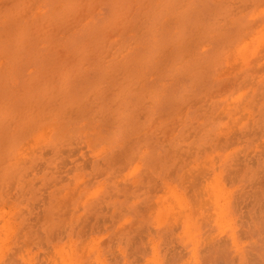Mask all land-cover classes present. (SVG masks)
Here are the masks:
<instances>
[{"label": "rangeland", "instance_id": "rangeland-1", "mask_svg": "<svg viewBox=\"0 0 264 264\" xmlns=\"http://www.w3.org/2000/svg\"><path fill=\"white\" fill-rule=\"evenodd\" d=\"M1 9L0 264H264V218L248 217L263 203L241 202L234 221L214 202L191 215L167 186L181 193L186 166L213 186L224 168L240 193L264 190V0H0Z\"/></svg>", "mask_w": 264, "mask_h": 264}, {"label": "bare ground", "instance_id": "bare-ground-1", "mask_svg": "<svg viewBox=\"0 0 264 264\" xmlns=\"http://www.w3.org/2000/svg\"><path fill=\"white\" fill-rule=\"evenodd\" d=\"M32 1V0H31ZM222 1V0H221ZM253 1V0H252ZM2 2V1H1ZM14 2V1H13ZM234 2V1H233ZM251 2V1H250ZM262 2V1H261ZM5 2H3L2 4H4ZM228 3V2H227ZM232 3V2H231ZM236 3V2H235ZM257 3V2H256ZM255 3V4H256ZM224 4H225V1H224ZM228 4H230V3H228ZM240 4V3H239ZM250 4V3H249ZM255 4H253V5H255ZM30 5V4H29ZM60 5V4H59ZM227 5V4H226ZM236 5V4H235ZM23 6H24V4H23ZM230 6V5H229ZM237 6V5H236ZM251 6V5H250ZM257 6V5H256ZM2 7V6H1ZM240 7V6H239ZM239 7H237V8H235V9H237L238 10V8ZM244 7V6H243ZM247 7V6H246ZM249 7V6H248ZM3 8V7H2ZM7 8V7H6ZM11 8V7H10ZM234 8V7H233ZM242 8V7H241ZM252 8V7H251ZM258 8V7H257ZM256 8V9H257ZM0 11H2V9L0 10ZM233 11H235V10H233ZM255 12H256V10H255ZM254 12V13H255ZM261 12V11H260ZM9 13H11V12H9ZM234 14H235V12H234ZM242 14V13H241ZM258 14V13H257ZM261 15V14H260ZM8 16V15H7ZM232 16V15H231ZM234 16V15H233ZM255 16V15H254ZM258 16V15H257ZM13 17V16H12ZM9 18V17H8ZM256 21V20H255ZM257 22H258V20H257ZM257 22H255V23H257ZM254 23V24H255ZM254 24H252V26L254 25ZM261 24V23H260ZM264 25V24H263ZM254 26H256V24L254 25ZM216 27V26H215ZM223 27V26H222ZM257 27H259V26H257ZM256 27V28H257ZM246 28H247V26H246ZM216 29V28H215ZM245 29V28H244ZM254 29V28H253ZM262 29H263V27H262ZM242 29H240V31H241ZM249 30V29H248ZM250 30H252V29H250ZM219 31V30H218ZM225 31V30H224ZM243 32V30L241 31V33ZM261 32H263V31H261ZM222 33V32H221ZM237 33V32H236ZM214 34V33H213ZM215 36V35H214ZM221 37V36H220ZM215 38H216V36H215ZM221 38H223V37H221ZM241 40V39H240ZM239 40V41H240ZM238 41V42H239ZM224 42V41H223ZM236 44H237V42H235ZM250 43V42H249ZM246 44H248V43H246ZM261 44V43H260ZM229 45V44H228ZM238 45V44H237ZM241 45H243V44H241ZM249 45V44H248ZM234 46V45H233ZM236 46V45H235ZM234 46V47H235ZM239 46V45H238ZM245 46V45H244ZM224 47V46H223ZM242 47V46H241ZM259 47V46H258ZM244 48V47H243ZM235 49V48H234ZM233 49V50H234ZM240 49V48H239ZM237 50H238V48H237ZM237 50H235V52L237 51ZM222 51V50H221ZM231 51V50H230ZM222 54V53H221ZM227 54H228V52H227ZM218 55V54H217ZM226 55V53L224 54V56ZM237 55V54H236ZM218 56H220V55H218ZM223 56V57H224ZM228 56V55H227ZM243 56H245V53H243ZM258 56V55H257ZM221 57V56H220ZM229 57V56H228ZM227 57V58H228ZM235 58V57H234ZM238 58V57H237ZM263 58V57H262ZM230 59V58H229ZM243 59V58H242ZM257 59H258V57H257ZM223 60V59H222ZM228 60V59H227ZM233 60V59H232ZM247 60H248V58H247V56L244 58V62L246 63L247 62ZM255 60V59H254ZM263 60V59H262ZM261 60V61H262ZM226 61V60H225ZM234 61V60H233ZM242 61V60H241ZM238 62V61H237ZM252 62V61H251ZM228 63V62H227ZM230 64H232V62L230 63ZM229 64V65H230ZM243 64V63H242ZM242 64H240V65H242ZM253 64V63H252ZM260 64V63H259ZM262 64V63H261ZM260 64V65H261ZM263 66H264V64H262ZM261 65V66H262ZM234 66H235V64H234ZM230 67V66H229ZM240 67H242V66H240ZM244 67V66H243ZM219 69V68H218ZM224 69H226V68H224ZM223 69V70H224ZM230 69V68H229ZM236 69V68H235ZM256 69V68H255ZM227 70H228V68H227ZM227 70L225 71V72H227ZM231 70V69H230ZM229 70V71H230ZM232 70H233V68H232ZM231 70V71H232ZM252 71H253V69H252ZM239 72V71H238ZM262 72V71H261ZM260 72V73H261ZM230 73V72H229ZM233 74V73H232ZM231 74V75H232ZM237 74V73H236ZM198 75V74H197ZM221 75H223V74H221ZM226 75V74H225ZM237 76H239V75H237ZM254 76V75H253ZM256 76V75H255ZM221 77V76H220ZM220 77H219V79H220ZM232 77V76H231ZM235 77V76H234ZM245 77V76H244ZM240 78V77H239ZM249 78V77H248ZM232 79V78H231ZM255 79H257L256 77H255ZM241 80V79H240ZM212 81V80H211ZM217 81V80H216ZM239 81V80H238ZM236 82V81H235ZM249 81H247V83H248ZM251 82V81H250ZM253 82V81H252ZM257 82V81H256ZM246 83V82H245ZM244 83V84H245ZM254 83V82H253ZM250 84V83H249ZM229 85V84H228ZM228 85H227V88H228ZM236 85H237V83H236ZM242 85V84H241ZM248 85V84H247ZM252 85V84H251ZM254 85H255V83H254ZM222 86H223V84H222ZM221 86V87H222ZM238 86V85H237ZM242 87V86H241ZM240 87V88H241ZM252 87V86H251ZM225 88H226V85H225ZM247 88V87H246ZM253 88V87H252ZM245 89V88H244ZM252 90V89H251ZM223 91H224V89H223ZM238 91V90H237ZM241 91V90H240ZM215 92V91H214ZM214 92H213V94H214ZM221 93H222V90L220 91ZM242 92V91H241ZM244 92V91H243ZM153 93V92H152ZM237 93V92H236ZM220 94V93H219ZM208 95V94H207ZM236 95V94H235ZM245 95V94H244ZM243 95V96H244ZM155 96V95H154ZM209 96V95H208ZM212 96V95H211ZM216 96V95H215ZM220 96H222V94L220 95ZM185 98H186V96H185ZM203 99V98H202ZM202 99H200V100H202ZM208 99V98H207ZM214 99V98H213ZM257 100V99H256ZM182 102H184V101H182ZM208 102V101H207ZM229 102V101H228ZM245 102V101H244ZM201 103V102H200ZM205 103V102H204ZM230 103H231V101H230ZM247 103V102H246ZM149 104H151L150 102H149ZM148 104V105H149ZM215 104V103H214ZM234 104V103H233ZM250 104V103H249ZM153 105V104H152ZM200 105V104H199ZM206 105V104H205ZM208 105V104H207ZM216 105V104H215ZM231 105V104H230ZM229 105V106H230ZM187 106H188V104H187ZM204 106V105H203ZM203 106H202V108H203ZM210 106H211V104H210ZM212 106H214V105H212ZM212 106H211V108H212ZM225 106H228V104L227 105H225ZM224 106V107H225ZM198 107V106H197ZM186 108V107H185ZM239 108H241V107H239ZM255 108V107H254ZM204 109H206V108H204ZM257 109V108H256ZM224 110H225V108H224ZM181 111H183V110H181ZM202 111V110H201ZM200 111V112H201ZM206 111V110H205ZM232 111H234V110H232ZM199 112V113H200ZM240 112V111H239ZM207 113V112H206ZM222 113V112H221ZM221 113H220V110L216 107V108H213L212 110H211V114H210V120L211 119H213V118H215L216 119V123L215 124H217V119H219L220 117H221ZM242 113H243V111H242ZM184 114V113H183ZM208 114V115H209ZM224 114V113H223ZM239 114V113H238ZM246 114H247V112H246ZM226 115L228 116V113H226ZM245 115V114H244ZM223 116V115H222ZM239 116V115H238ZM248 116V115H247ZM205 118V117H204ZM223 118V117H222ZM241 118V117H240ZM248 118V117H247ZM256 119V118H255ZM201 120V119H200ZM247 120V119H246ZM183 121V120H182ZM189 121H190V119H189ZM231 121H234V120H231ZM183 123V122H182ZM211 123V122H210ZM233 123V122H232ZM238 123V122H237ZM142 124V123H141ZM156 124H157V120H156ZM214 124V123H213ZM212 124V125H213ZM229 124V123H228ZM194 125V124H193ZM210 125V124H209ZM232 125V124H231ZM230 125V126H231ZM258 125V124H257ZM264 125V124H263ZM262 125V126H263ZM170 126V125H169ZM234 126H236V125H234ZM251 126H253V125H251ZM209 127V126H208ZM53 128V127H52ZM131 128V127H130ZM171 128V127H170ZM178 128V127H177ZM176 128V129H177ZM225 128V127H224ZM154 129V128H153ZM221 129V128H220ZM231 129H232V127H231ZM238 129V128H237ZM41 130V129H40ZM145 130H147V129H145ZM190 130V129H189ZM226 130H227V128H226ZM250 130V129H249ZM261 130V129H260ZM187 131V130H186ZM223 131V130H222ZM232 131H234V130H232ZM142 132H144V131H142ZM141 132V133H142ZM157 132H158V130H157ZM170 132V131H169ZM175 132V131H174ZM224 132V131H223ZM252 132V131H251ZM258 132H260V131H258ZM40 133V132H39ZM135 133V132H134ZM159 133H161V132H159ZM158 133V134H159ZM176 133V132H175ZM198 133H200V132H198ZM236 133H238V132H236ZM167 134H168V131H167ZM192 134V133H191ZM234 134V133H233ZM239 134V133H238ZM241 134H246V133H241ZM240 134V135H241ZM127 135L128 136H130L129 135V133H127ZM194 135V134H193ZM196 135V134H195ZM199 135V134H198ZM231 135V134H230ZM51 136V135H50ZM157 136V135H156ZM167 136V135H166ZM176 136V135H175ZM189 136V135H188ZM213 136V135H212ZM232 136V135H231ZM255 136V135H254ZM96 137V136H95ZM141 137V136H140ZM146 137H148V135L146 136ZM214 137V136H213ZM225 137H227L226 135H225ZM228 137H229V135H228ZM241 137H242V135H241ZM251 137V136H250ZM94 138V137H93ZM143 138V137H142ZM185 138V137H184ZM183 138V139H184ZM195 138V137H194ZM198 138V137H197ZM223 138V137H222ZM230 138V137H229ZM237 138V137H236ZM51 139V138H50ZM53 139V138H52ZM71 139V138H70ZM146 139V138H145ZM162 139V138H161ZM185 139H187V138H185ZM220 139H221V137H220ZM245 139V138H244ZM260 139V138H259ZM72 140V139H71ZM136 140V138L134 139V141ZM139 140V139H138ZM141 140V139H140ZM139 140V141H140ZM143 140V139H142ZM150 140H151V138H150ZM250 140V139H249ZM35 141V140H34ZM45 141H46V139H45ZM88 141H89V139H88ZM91 141V140H90ZM133 141V142H134ZM180 141V140H179ZM213 141V140H212ZM220 141V140H219ZM218 141V142H219ZM238 141H239V139H238ZM255 141V140H254ZM72 142V141H71ZM70 142V143H71ZM87 142V141H86ZM129 142V141H128ZM159 142V141H158ZM161 142V141H160ZM174 142H175V140H174ZM173 142V143H174ZM186 142V141H185ZM194 142V141H193ZM215 142H216V140H215ZM221 142V141H220ZM229 142V141H228ZM233 142V141H232ZM256 142V141H255ZM56 143V142H55ZM66 143V142H65ZM80 143V142H79ZM89 143V142H88ZM87 143V144H88ZM143 143V142H142ZM163 143H165V140L163 141ZM168 143V142H167ZM176 143V142H175ZM179 143V142H178ZM187 143V142H186ZM46 144V143H45ZM153 144V143H152ZM160 144V143H159ZM182 144V143H181ZM199 144H204L205 146H207L208 145V142H199ZM40 145V144H39ZM49 145V144H48ZM60 145V147H61V144H59ZM78 145V144H77ZM89 145V144H88ZM93 145H94V143H93ZM117 145V144H116ZM134 145V144H133ZM169 145V144H168ZM177 145H179V144H177ZM198 145V144H197ZM65 146H67V145H65ZM132 146V145H131ZM141 146H143V144L141 145ZM159 146V145H158ZM218 146V145H217ZM253 146V145H252ZM251 146V147H252ZM263 146H264V143H263ZM25 147V146H24ZM51 147H53V146H51ZM135 147V146H134ZM133 147V149H135ZM145 147V146H144ZM143 147V148H144ZM150 147V146H149ZM222 147V146H221ZM34 148H35V146H34ZM44 148H46V147H44ZM59 148V147H58ZM112 148V147H111ZM143 148H141V149H143ZM165 148H167V147H165ZM179 148V147H178ZM187 148V147H186ZM204 148V147H203ZM210 148V147H209ZM254 148V147H253ZM22 149V148H21ZM28 149V148H27ZM26 149V150H27ZM31 149V148H30ZM49 149V148H48ZM51 149V148H50ZM53 149V148H52ZM60 149V148H59ZM63 149V151H64V149L65 148H62ZM74 149V148H73ZM72 149V151H74ZM129 149V148H128ZM140 149V148H139ZM183 149V148H182ZM190 149H191V147H188L186 150H185V153L186 154H189V153H187V151H190ZM206 150H207V148H205ZM219 149H220V145H219ZM24 150V149H23ZM35 150V149H34ZM54 150V149H53ZM80 150V149H79ZM114 150V149H113ZM116 150V149H115ZM137 150V149H136ZM149 150V149H148ZM163 150V149H162ZM167 150H168V148H167ZM192 150V149H191ZM204 150V149H203ZM217 150V149H216ZM233 150V149H232ZM264 150V149H263ZM32 151V150H31ZM36 151V150H35ZM119 151H120V148H119ZM129 151V150H128ZM132 151V150H131ZM135 151V150H134ZM140 151H142V150H140ZM150 151V150H149ZM183 151V150H182ZM193 151V150H192ZM200 151V150H199ZM261 151V150H260ZM43 152V151H42ZM45 152V151H44ZM68 152V151H67ZM79 152V151H78ZM83 152V151H82ZM91 152H92V150H91ZM144 152H145V150H144ZM201 152V151H200ZM27 153V152H26ZM52 153V152H51ZM80 153V152H79ZM117 154H118V152H116ZM123 153V152H122ZM125 153V152H124ZM126 153H128V152H126ZM156 153V152H155ZM164 153V152H163ZM192 153V152H191ZM29 154V153H28ZM65 154V153H64ZM77 154V153H76ZM86 154H88V152H86ZM92 154V153H91ZM117 154H116V156H117ZM121 154V152L119 153V155ZM130 154V153H129ZM129 154H128V157H129ZM180 154H181V152H180ZM201 154V153H200ZM45 155H46V153H45ZM55 155V154H54ZM60 155H62V154H60ZM73 155V154H72ZM72 155H70V156H72ZM136 155V154H135ZM173 155V154H172ZM24 156H25V154H24ZM32 155L30 154V158H32L31 157ZM50 156V155H49ZM48 156V157H49ZM87 156V155H86ZM91 156V155H90ZM126 156V155H125ZM131 156V155H130ZM179 156V155H178ZM177 156V157H178ZM189 156V155H188ZM190 156H192L191 154H190ZM235 156V155H234ZM255 156V155H254ZM51 157H52V155H51ZM55 157V156H54ZM64 157V156H63ZM67 157H69V155L67 156ZM79 157H80V155H79ZM84 157V156H83ZM138 157V156H137ZM182 157V156H181ZM225 157V156H224ZM232 157H233V155H232ZM252 157V156H251ZM70 158V157H69ZM73 158H75V157H73ZM88 158V157H87ZM94 158V157H93ZM113 158H114V156H113ZM118 158V157H117ZM134 158V157H133ZM140 158H141V160H144V159H146V157L145 156H141L140 155ZM164 158V157H163ZM173 158V157H172ZM182 158H184V157H182ZM193 158V157H192ZM253 158V157H252ZM14 159V158H13ZM16 159H17V157H16ZM61 159V158H60ZM59 159V160H60ZM83 159V158H82ZM90 159V158H89ZM97 159V158H96ZM130 159V158H129ZM169 159V158H168ZM248 159V158H247ZM12 160V159H11ZM15 160V159H14ZM41 160V159H40ZM56 160V159H55ZM84 160V159H83ZM91 160V159H90ZM133 160V159H132ZM197 160H198V158L196 159V160H194L191 164H190V166L192 165V167H194L195 165H196V162H197ZM7 161V160H6ZM10 161V160H9ZM44 161V160H43ZM47 161H48V159H47ZM86 161H87V159H86ZM110 161V160H109ZM134 161V160H133ZM133 161H132V163H133ZM162 161V160H161ZM171 161V160H170ZM190 161V160H189ZM229 161V158L227 157L226 158V160H225V163H224V165H226L227 164V162ZM264 160H258L257 162H258V165H264V162H263ZM23 162V161H22ZM55 162V161H54ZM88 162V161H87ZM101 162V161H100ZM111 162V161H110ZM128 162H130V161H128ZM134 162H136V161H134ZM11 163V162H10ZM43 163V162H42ZM41 163V164H42ZM45 163V162H44ZM56 163V162H55ZM54 163V164H55ZM57 163H59V162H57ZM63 163V162H62ZM66 163V162H65ZM67 163H70V162H67ZM102 163V162H101ZM104 163H106V162H104ZM116 163H117V161H116ZM181 163H183V162H181ZM18 164V163H17ZM26 164V163H25ZM41 164H39V165H41ZM60 164V163H59ZM83 164V163H82ZM89 164V163H88ZM121 164V163H120ZM234 164V163H233ZM2 165H5V164H2ZM38 165V166H39ZM68 165V164H67ZM101 165V164H100ZM106 165V164H105ZM125 165V164H124ZM157 165H158V163H157ZM167 165H169V164H167ZM187 165V164H186ZM236 165V164H235ZM247 165V164H246ZM251 165V164H250ZM26 166V165H25ZM42 166V165H41ZM120 166V165H119ZM126 168H128V166L129 165H127L126 164ZM133 166V165H132ZM159 166V165H158ZM174 166H175V164H174ZM189 166V167H190ZM232 166V165H231ZM15 167V166H14ZM34 167V166H33ZM62 167V166H61ZM73 168H74V166H72ZM100 167V166H99ZM105 167V166H104ZM165 167V166H164ZM169 167V166H168ZM186 167V166H185ZM184 166H182L181 167V193H177L178 191H177V186H173V185H171V184H167V186H168V189L171 191V192H173V194H175L174 196H178V198L181 200V204H186V206H187V211H186V213L187 214H189V213H191V215L192 214H194L196 211H200V210H207L208 209V207L210 206V202L211 203H215L217 206H218V208L220 209V211H221V213H220V215L221 216H225L226 214H228V216L231 218V216H232V219H233V221L234 220H237V216H236V214H237V208H239V204L241 203V202H243V203H245V202H247L246 204H250L252 207H256V205H258V204H261V203H263L264 204V190H262L261 189V194H259V193H257V192H255V191H246V192H242V193H240L239 191H238V185L241 183V181L240 180H238V181H236L235 182V179H234V177H232V175L230 174V173H228L226 170H224V168H222V172L220 173V175H217V177H216V184H215V186H213L212 184H211V182H209V180H208V177L204 174V173H202V171L200 172V174L196 177H190L191 176V173H189V172H187V171H185V168ZM196 167V166H195ZM230 167V166H229ZM8 168V167H7ZM11 168H12V166H11ZM27 168H28V166H27ZM37 168V167H36ZM53 168V167H52ZM51 168V169H52ZM65 168V167H64ZM107 168V167H106ZM139 168V167H138ZM225 168H226V166H225ZM233 168V167H232ZM235 168V167H234ZM259 168V167H258ZM4 169H6V168H4ZM3 169V170H4ZM41 169H43V168H41ZM53 169H55V168H53ZM71 169V168H70ZM69 169V170H70ZM75 169V168H74ZM103 169V168H102ZM108 169V168H107ZM107 169L105 170V173H106V171H107ZM119 169V168H118ZM132 169V168H131ZM146 169V168H145ZM156 169V168H155ZM160 169V168H159ZM167 169V168H166ZM172 169H174L173 167H172ZM190 169V168H189ZM238 169V168H237ZM28 170V169H27ZM38 170V169H37ZM44 170V169H43ZM46 170V169H45ZM60 170H63V169H61L60 168ZM65 170V169H64ZM63 170V171H64ZM77 170V172L79 171L77 168L74 170V171H76ZM122 170V169H121ZM124 170V169H123ZM130 170V169H129ZM186 170H188V169H186ZM254 171H255V169H253ZM261 170V169H260ZM33 171H35V170H33ZM40 171V170H39ZM58 171V170H57ZM72 172H73V170H71ZM91 171V170H90ZM110 171V170H109ZM156 171V170H155ZM170 171H171V169H170ZM191 171V170H190ZM193 171H195V170H193ZM237 171V170H236ZM2 172V171H1ZM0 172V173H1ZM23 172H24V170H23ZM28 172V171H27ZM32 172V171H31ZM50 172V171H49ZM54 172V171H53ZM60 172V171H59ZM59 172H57V173H59ZM71 172V173H72ZM114 172V171H113ZM122 172V171H121ZM124 172H127V171H124ZM140 172H142L141 170H140ZM159 172H161V171H159ZM198 172V171H197ZM258 172V171H257ZM60 173H62V172H60ZM75 173V172H74ZM84 173H85V171H84ZM117 173V172H116ZM128 173H130V172H128ZM146 173V172H145ZM157 173H158V171H157ZM24 174V173H23ZM31 174V173H30ZM95 174V173H94ZM98 174V173H97ZM111 174V173H110ZM122 174V173H121ZM146 174H148V173H146ZM166 174H168L167 172H166ZM32 175V174H31ZM40 175V174H39ZM38 175V176H39ZM112 175V174H111ZM145 175V174H144ZM150 175V174H149ZM149 175H148V177H149ZM152 175V174H151ZM164 175H165V173H164ZM196 175V174H195ZM3 176V175H2ZM17 176H18V174H17ZM34 176V175H33ZM56 176V175H55ZM94 176V175H93ZM113 176H116L115 174L114 175H112V177ZM118 176V175H117ZM128 176H129V174H128ZM142 176H143V174H142ZM154 176H155V174H154ZM247 176V175H246ZM10 177V176H9ZM92 177V176H91ZM106 177H107V175H106ZM111 177V176H110ZM111 177V178H112ZM118 177H120V175L118 176ZM145 177H147L146 175H145ZM151 177V176H150ZM153 177V176H152ZM157 177V176H156ZM159 177V176H158ZM251 177H253V176H251ZM23 178V177H22ZM31 178H33V177H31ZM30 178V180H32ZM34 178H35V176H34ZM53 178V177H52ZM89 178V177H88ZM101 178V177H100ZM125 178H127V177H125ZM160 178V177H159ZM247 178V177H246ZM254 178V177H253ZM4 179V178H3ZM60 179V178H59ZM64 179H66V177H64ZM73 179V178H72ZM97 179V177L94 179V180H96ZM102 179H103V177H102ZM105 179V178H104ZM110 179V178H109ZM114 179H115V177H114ZM122 179V178H121ZM129 179V178H128ZM137 179V178H136ZM148 179V178H147ZM255 179V178H254ZM51 180V179H50ZM68 180V179H67ZM70 180V179H69ZM118 180H120V179H118ZM134 180V179H133ZM142 180V179H141ZM151 180V179H150ZM155 180V179H154ZM242 180H243V178H242ZM55 181V180H54ZM57 181V180H56ZM72 181V180H71ZM75 181V180H74ZM110 181H111V179H110ZM115 181V180H114ZM123 181V180H122ZM157 181V180H156ZM2 182H4V181H2ZM20 182V181H19ZM42 182H43V180H42ZM84 182V181H83ZM116 182H117V179H116ZM115 182V183H116ZM119 182V181H118ZM153 182V181H152ZM238 182V183H237ZM249 182V181H248ZM50 183V182H49ZM59 183H60V181H59ZM71 183V182H70ZM86 183H88V182H86ZM102 183V182H101ZM114 183V182H113ZM123 183V182H122ZM143 183V182H142ZM150 183V182H149ZM9 184V183H8ZM20 184V183H19ZM52 184V183H51ZM63 184H64V182H63ZM72 184V183H71ZM74 184H75V187H77L76 186V183H73V186H74ZM80 184V183H79ZM85 184V183H84ZM118 184V183H117ZM141 184V183H140ZM160 184V183H159ZM21 185V184H20ZM38 185V184H37ZM92 185V184H91ZM108 185H110L109 183H108ZM120 185V184H119ZM150 185V184H149ZM153 185H154V183H153ZM166 184H164V186H165ZM176 185V184H175ZM2 186H3V183H2ZM7 186V185H6ZM5 186V187H6ZM23 186V185H22ZM45 186V185H44ZM59 186H61V185H59ZM69 186V185H68ZM132 186V185H131ZM137 186H139V185H137ZM140 186H142V185H140ZM146 186V185H145ZM148 186V185H147ZM145 187V188H147L148 189V187ZM33 187H35V186H33ZM53 187V186H52ZM87 187V186H86ZM106 187V186H105ZM109 187H111V186H109ZM123 187H124V185H123ZM143 187V186H142ZM155 187V186H154ZM159 187V186H158ZM240 187V186H239ZM247 187V186H246ZM251 187H254V183H252V185H251ZM7 188V187H6ZM29 188V187H28ZM55 188V187H54ZM72 188V187H71ZM84 188V187H83ZM119 188V187H118ZM125 188H127V187H125ZM125 188H123V189H125ZM138 188V187H137ZM164 188H166V187H164ZM258 188V187H257ZM256 188V189H257ZM36 189V188H35ZM34 189V190H35ZM81 189V188H80ZM109 189H112V188H109ZM120 189V188H119ZM135 189V188H134ZM154 189V188H153ZM163 189V188H162ZM1 190V189H0ZM27 190H29V189H27ZM32 190V189H31ZM40 190V189H39ZM43 190H45V189H43ZM48 190V189H47ZM62 190V189H61ZM71 190V189H70ZM74 190V189H73ZM83 190V189H82ZM101 190V189H100ZM113 190V189H112ZM130 190H132V187H131V189ZM136 190H138V189H136ZM164 190V189H163ZM25 191V190H24ZM33 191V190H32ZM51 191V190H50ZM72 191V190H71ZM76 191H78V190H76ZM103 191V190H102ZM101 191V192H102ZM115 191V190H114ZM120 191V190H119ZM127 191V190H126ZM241 191V190H240ZM15 192V191H14ZM19 192H21V191H19ZM29 192H31V191H29ZM69 192V191H68ZM112 192V191H111ZM131 192V191H130ZM25 193V192H24ZM28 192H26V194H27ZM40 193H43V191L42 192H40ZM46 193H47V191H46ZM72 193V192H71ZM125 193V192H124ZM128 193V192H127ZM237 193H239V195L241 196L240 198H237L236 196H237ZM30 194V193H29ZM36 194V193H35ZM57 194V193H56ZM66 194V193H65ZM74 194V193H73ZM75 194H77V193H75ZM107 194V193H106ZM120 194V193H119ZM137 194V193H136ZM146 194H148V193H146ZM154 194V193H153ZM11 195V194H10ZM16 195V194H15ZM38 195H40V194H38ZM45 195V194H44ZM43 195V196H44ZM47 195V194H46ZM53 195H54V193H53ZM81 195V194H80ZM110 195H112V194H109V196ZM114 195V194H113ZM115 195H116V193H115ZM121 195H123V194H121ZM149 195V194H148ZM147 195V196H148ZM14 196V195H13ZM20 196H21V194H20ZM27 196V195H26ZM51 196V195H50ZM64 196V195H63ZM72 196V195H71ZM71 196L69 197V198H71ZM124 196V195H123ZM152 196V195H151ZM12 197V196H11ZM17 197V196H16ZM15 197V198H16ZM40 197H41V195H40ZM44 197H47V196H44ZM58 197V196H57ZM73 198H74V196H72ZM154 197V196H153ZM239 197V196H238ZM2 198V197H1ZM28 198V197H27ZM79 198V197H78ZM100 198V197H99ZM110 198H111V196H110ZM116 198V197H115ZM20 199V198H19ZM104 199H105V197H104ZM113 199V198H112ZM163 199V198H162ZM11 200V199H10ZM36 200H38V199H36ZM47 200H49V199H47ZM102 200V199H101ZM106 200V199H105ZM109 200H111V199H109ZM237 200H240V201H238L237 202ZM27 201V200H26ZM43 201V200H42ZM69 201H72L71 199L69 200ZM81 201V200H80ZM95 201V200H94ZM103 201V200H102ZM162 201V200H161ZM165 201H166V198H165ZM12 202V201H11ZM35 202H38V201H35ZM59 202H61L60 200H59ZM91 202V201H90ZM95 202H97V201H95ZM116 202H117V200H116ZM149 202V201H148ZM153 202V201H152ZM152 202H150V203H152ZM1 203V202H0ZM13 203V202H12ZM17 203V202H16ZM27 203V202H26ZM64 203H65V201H64ZM81 203V202H80ZM79 203V204H80ZM83 203V202H82ZM81 203V204H82ZM155 203V202H154ZM29 204V203H28ZM52 204H53V202H52ZM147 204V203H146ZM157 204H159V203H157ZM19 205V204H18ZM35 205V204H34ZM38 205V204H37ZM42 205V204H41ZM48 205V204H47ZM50 205V204H49ZM49 205H48V208H50L49 207ZM70 205V204H69ZM68 205V206H69ZM84 205V204H83ZM94 205V204H93ZM100 205V204H99ZM105 206H106V204H104ZM117 205V204H116ZM141 205V204H140ZM21 206V205H20ZM31 206H32V204H31ZM44 206V205H43ZM58 206L59 205H57V208H58ZM72 206V205H71ZM71 206H69V207H71ZM98 206V205H97ZM97 206H95V207H97ZM125 206V205H124ZM146 206V205H145ZM162 206H164V208H165V205H163L162 204ZM261 206V205H260ZM34 207V206H33ZM55 207V206H54ZM85 208H86V205L84 206ZM99 207V206H98ZM107 207V206H106ZM106 207H104V208H106ZM113 207H115V206H113ZM113 207H111L112 208V210H113ZM127 207V206H126ZM147 207V206H146ZM170 206L168 205L167 206V210H170V208H169ZM5 208V207H4ZM25 208V207H24ZM35 208V207H34ZM47 208V207H46ZM56 208V207H55ZM56 208V209H57ZM260 208V207H259ZM7 209V208H6ZM22 209V208H21ZM20 209V210H21ZM31 209H33L32 207H31ZM64 209V208H63ZM100 210H101V208H99ZM107 209V208H106ZM122 209H123V207H122ZM121 209V210H122ZM226 209H227V211H229V213H226L225 211H226ZM255 209V208H254ZM257 209V208H256ZM8 210V209H7ZM10 210V209H9ZM9 210L7 211V213L9 212ZM19 210V211H20ZM49 210H51V209H49ZM69 209H67V211H68ZM78 210V209H77ZM92 210H94V209H92ZM118 210H120L119 208H118ZM260 210V209H259ZM44 211V210H43ZM46 211V210H45ZM61 211V210H60ZM84 211V210H83ZM123 211H124V209H123ZM136 211V210H135ZM29 212V211H28ZM35 212V211H34ZM40 212V211H39ZM49 212H51V211H49ZM65 212V211H64ZM90 212V211H89ZM109 212V211H108ZM116 212H117V210H116ZM115 212V213H116ZM6 213V214H7ZM93 213V212H92ZM118 213V212H117ZM171 212L170 211H167L166 212V215L165 216H168L169 214H170ZM258 212H257V210H256V212H254V210L252 211V212H250L249 213V216L248 217H250L251 219H253V220H255V221H259V220H261V217H263L264 218V210H262V211H260L259 212V216L258 215H256ZM38 214V213H37ZM70 214H71V212H70ZM70 214H68V215H70ZM84 214V213H83ZM98 214V213H97ZM100 214H102V212L100 213ZM113 214V213H112ZM119 214V213H118ZM2 215V214H1ZM9 215V214H8ZM8 215H7V217H8ZM55 215V214H54ZM59 215H60V213H59ZM72 215V214H71ZM89 215V214H88ZM92 215H95L96 216V214H92ZM105 215V214H104ZM109 215V214H108ZM115 215V214H114ZM21 216V215H20ZM23 216V215H22ZM43 216V215H42ZM64 215H63V213H62V217H63ZM90 216V215H89ZM98 216V215H97ZM111 216V215H110ZM207 216H208V214H207ZM6 217V218H7ZM12 217V216H11ZM70 217V216H69ZM84 217V216H83ZM91 217H93V216H91ZM107 217H109V216H107ZM118 217H120V216H118ZM1 218V217H0ZM3 218V217H2ZM9 218V217H8ZM26 218V217H25ZM36 218H37V216H36ZM56 218H60V217H56ZM66 218V217H65ZM78 218H80V217H78ZM81 218H82V215H81ZM100 218V217H99ZM104 218V217H103ZM44 219V218H43ZM204 219H206V216H204ZM21 220V219H20ZM68 220V219H67ZM66 220V221H67ZM80 220V219H79ZM110 220V219H109ZM116 220V219H115ZM165 220V219H164ZM30 221V220H29ZM65 221V220H64ZM94 221V220H93ZM119 221V220H118ZM167 222H168V218H167V220H166ZM2 222H3V220H2ZM13 222V221H12ZM9 219H5V223L4 224H6V229L10 232V233H12V234H14L15 232V228L13 227V226H11V224H13ZM45 222V221H44ZM50 222H51V220H50ZM75 222V221H74ZM95 222V221H94ZM42 223V222H41ZM112 223V222H111ZM264 223V222H263ZM0 225H1V223H0ZM47 225V224H46ZM55 225V223L53 224V226ZM58 225V224H57ZM91 225V224H90ZM93 225H94V223H93ZM44 226V225H43ZM60 226V225H59ZM74 227V226H73ZM91 227V226H90ZM104 227V226H103ZM114 227V226H113ZM2 228V227H1ZM20 228V227H19ZM56 228V227H55ZM3 229V228H2ZM22 229V228H21ZM48 229H49V227H48ZM57 229V228H56ZM71 229H73V228H71ZM50 230V229H49ZM7 231V232H8ZM28 232H30V231H28ZM41 232H42V230H41ZM1 233V232H0ZM44 233V232H43ZM5 233H3V235H4ZM18 234V233H17ZM23 234V233H22ZM6 235V234H5ZM28 235V234H27ZM46 235V234H45ZM8 236V235H7ZM16 236V235H15ZM9 238H11V237H9ZM8 240V239H7ZM16 240V239H15ZM45 240H46V237H45ZM26 241V240H25ZM29 241V240H28ZM9 242V241H8ZM16 243V242H15ZM33 243V242H32ZM31 243V244H32ZM235 243H237V242H235ZM9 244V243H8ZM4 246V245H3ZM12 246V245H11ZM237 248H239V249H243L242 247H240V245L239 244H237ZM3 249V248H2ZM5 249V248H4ZM5 252H2V251H0V256L1 255H3ZM77 254V253H76ZM6 255V254H5ZM4 256V255H3ZM80 256V255H79ZM2 257V256H1ZM78 257V256H77ZM2 259V258H1Z\"/></svg>", "mask_w": 264, "mask_h": 264}]
</instances>
